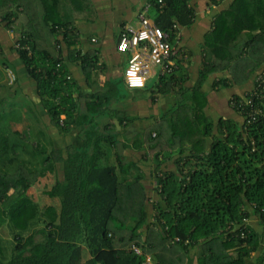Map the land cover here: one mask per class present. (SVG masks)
Returning a JSON list of instances; mask_svg holds the SVG:
<instances>
[{"label":"trees","instance_id":"1","mask_svg":"<svg viewBox=\"0 0 264 264\" xmlns=\"http://www.w3.org/2000/svg\"><path fill=\"white\" fill-rule=\"evenodd\" d=\"M195 1L148 0L154 25L170 43L179 27L192 24ZM85 3L92 7L89 0H0V31L10 36V51L35 83L41 113L59 134L77 129L83 138L80 148L64 150L66 157L53 148L37 114L22 101L18 68L4 57L0 36V264H264V94L252 98L262 110L253 120L231 104L244 95L228 100L237 120H215L200 91L206 77L231 65V54L259 53L264 0H233L221 13L212 37L218 62L208 56L192 88L177 86L179 66L160 76L153 92L173 93L175 105L134 144L143 160L117 157L113 164L106 152L126 128L102 134L94 119L106 112L117 88L82 111L81 93L74 96L77 87L64 64L65 48L86 75L96 63L71 49ZM239 37L243 44L233 45ZM211 44L210 37L206 53ZM20 109L30 115L27 124ZM123 122L129 119L120 115ZM147 178L154 183L150 190ZM42 180L51 182L41 191L48 202L39 206L27 192Z\"/></svg>","mask_w":264,"mask_h":264},{"label":"crops","instance_id":"2","mask_svg":"<svg viewBox=\"0 0 264 264\" xmlns=\"http://www.w3.org/2000/svg\"><path fill=\"white\" fill-rule=\"evenodd\" d=\"M89 1H91L92 7L85 3L84 12L76 19V39L71 47L72 50L78 51L81 56H90L94 61L96 60L95 65H92L91 71L88 72L89 74L84 73L79 62L68 58L65 46L61 45V49L65 48L63 57L66 72L77 87V91L73 88L72 92L75 97L78 93H81V102L78 106L83 111L86 102H93L92 99L97 95L100 96V99H96V103L102 101L101 96L107 94L108 89H111L113 85L116 86L117 89L114 94L111 90V99L105 107L106 112L98 114L94 120L98 124L99 132L102 134L112 130L118 133L123 127L126 128L124 133L118 136V142L114 147L106 152L107 163L113 164L117 157L124 163H139L140 160H143L144 151L137 150L134 144L138 143V139L143 141L145 137L148 138L151 127L159 122L176 103L173 93L161 95L153 92L156 86L159 85L158 81L161 75L159 68L151 64H147V74L143 88L130 89L124 83L125 69L137 66L131 63L133 53H139L138 55H141V57L145 55L139 50V46L133 49L132 52H118L116 47L119 36L123 31H137L140 28L138 17L148 0ZM232 1L196 0L197 8L192 24L189 27H179L174 32L170 43L173 47L171 61L176 70L178 66L181 68V70H177V76L181 78L177 86L184 90L192 88L196 84L208 56L216 63L218 62L217 55L220 56L218 54L219 46L214 45L212 40L215 23L218 22V17ZM150 14L151 6L146 16L153 23ZM228 25L230 26V21ZM3 33V31H0L1 38L3 36L4 57L9 58L10 62L18 68L19 94L22 96L26 109L35 111L42 127L47 130L53 148L63 151V155L66 157V154H64L66 148L73 146L78 149L83 145L81 133L75 129L68 134H59L58 130L50 125L48 117L41 113L42 111L39 108L35 83L27 77L18 59L10 51V36ZM223 35L221 38L224 37ZM210 37L212 44L209 53H206L205 43ZM215 38L216 42L219 43L218 36ZM242 40L245 39L239 37L233 45L241 46L243 44ZM256 45L261 50L258 54L251 55L253 59L250 58L249 54L245 57L242 55L236 60L240 61L237 67L232 69L229 66L217 70L206 77L202 83L200 91L207 100L206 113L211 118L216 120L222 116L238 119V115L230 109L228 100L231 96H243L250 91L253 86V78L259 71L264 70V40L258 41ZM212 48H215L217 53L212 51ZM221 79L227 82V86L224 88L214 86V83ZM93 109H95V105ZM120 115L128 118L129 122L120 124ZM24 123L27 124L25 118ZM151 136L153 137L154 133ZM103 143L102 141V146H104ZM126 145L128 146L126 147ZM103 157L99 158V162L102 164H104ZM148 164L150 165L149 162ZM56 168V176L61 179V169ZM150 188L152 186H148L147 190H150ZM249 222L255 230H260L254 218H251ZM186 264H195L194 259L191 261L188 259Z\"/></svg>","mask_w":264,"mask_h":264},{"label":"built area","instance_id":"3","mask_svg":"<svg viewBox=\"0 0 264 264\" xmlns=\"http://www.w3.org/2000/svg\"><path fill=\"white\" fill-rule=\"evenodd\" d=\"M149 8V2L144 4L138 17L140 28L137 31L121 32L116 47L118 52L126 53L127 51L132 52L133 49L139 46V50L145 55L141 57V55H138L139 53H133L131 63L137 66L126 68L124 71V83L130 89H141L144 87L147 64L158 67L160 75L169 74L175 69V65L171 61L173 47L170 45L169 35L147 18L146 13ZM9 79L12 82L13 76L10 75ZM253 84V88L244 94L242 100L238 101L235 96L231 98L232 106L238 105V109L245 111L246 116L251 120L262 113L260 107H254L251 103L253 97L261 98L264 94V70L259 71L255 75ZM246 106H250L248 111H246ZM133 250L138 252L136 248H133ZM144 264L150 263L147 260Z\"/></svg>","mask_w":264,"mask_h":264},{"label":"rangeland","instance_id":"4","mask_svg":"<svg viewBox=\"0 0 264 264\" xmlns=\"http://www.w3.org/2000/svg\"><path fill=\"white\" fill-rule=\"evenodd\" d=\"M102 24H104L103 22H102ZM247 55V54H246ZM250 58L251 59H253L252 58V56L250 55ZM231 60H232V63H231V65H230V68H235V67H237V65H238V63H240V61L238 60V61H236L237 60V58H236V56L234 55V54H231ZM0 61H1V58H0ZM6 101H4L5 103L6 102H8V99H5ZM20 111H22L23 112V120H24V118L25 119H27V121L29 120L28 119V117L30 116L29 114H25V109H23V110H21L20 109ZM167 136H168V134H167ZM164 141H166L165 139H163V138H161L160 139V141L158 142L159 144H163L164 143ZM167 150H165V152H166ZM169 160V159H168ZM151 165V164H150ZM153 165V164H152ZM152 165L150 166L151 168L150 169H152L153 167H152ZM161 170H163L162 168H161ZM51 182V180L48 182V180H42L41 181V183L38 185L39 187H37V188H32V189H29L28 190V192H27V199H29L31 202H33V203H38L39 204V206L40 205H43V204H45V203H47L48 201H47V199L45 198V197H43V195L41 194V191L44 189V188H46V186L49 184ZM145 184H146V186L148 187H153V181L150 179V178H147L146 180H145ZM253 258V257H252ZM248 264H253V260L252 259H250V261H249V263Z\"/></svg>","mask_w":264,"mask_h":264}]
</instances>
